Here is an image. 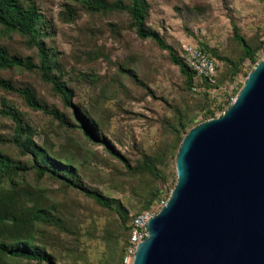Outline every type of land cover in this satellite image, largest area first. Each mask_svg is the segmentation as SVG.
I'll return each instance as SVG.
<instances>
[{"label":"rangeland","instance_id":"1","mask_svg":"<svg viewBox=\"0 0 264 264\" xmlns=\"http://www.w3.org/2000/svg\"><path fill=\"white\" fill-rule=\"evenodd\" d=\"M19 1L22 6L27 3ZM28 1L41 15L37 38L54 55L52 75L71 92V104L92 121L95 134L127 166L82 136L71 109L37 71L0 69V79L30 88L40 104L60 112L68 123L60 125L0 89V109H10L21 119L23 138L59 167H69L73 182L106 198L112 209L47 175L38 177L31 156L12 142L14 123L5 117H0V155L9 167L0 172L1 195L10 199L9 211L17 216L27 209L47 211L49 222L28 225L25 239L43 249L53 264H118L125 232L116 212L123 213L126 226L133 215L157 207L160 200L144 207L156 195L161 201L169 196L176 181L177 135L183 137L204 119L219 117L264 58V0H145L146 27L156 31L176 56L181 45L206 47L214 55L220 72L218 86L209 94L201 85L192 91L166 51L136 37L125 10L129 0H89L107 7L98 12L88 11L81 0ZM232 26L256 49L255 63L242 58ZM27 40L0 25V47L8 55L37 63L36 48ZM231 63L239 67L234 76L229 75ZM191 83L199 80L194 77ZM180 124L186 126L184 131ZM4 226L14 225L8 219ZM7 239L0 231V241ZM0 264L46 263L0 256Z\"/></svg>","mask_w":264,"mask_h":264},{"label":"water","instance_id":"2","mask_svg":"<svg viewBox=\"0 0 264 264\" xmlns=\"http://www.w3.org/2000/svg\"><path fill=\"white\" fill-rule=\"evenodd\" d=\"M132 264H264V58L219 117L190 129Z\"/></svg>","mask_w":264,"mask_h":264},{"label":"trees","instance_id":"3","mask_svg":"<svg viewBox=\"0 0 264 264\" xmlns=\"http://www.w3.org/2000/svg\"><path fill=\"white\" fill-rule=\"evenodd\" d=\"M85 8L88 11L98 12L107 9L102 3L98 1L90 2L89 0H81ZM148 5L145 0H129V6L125 9L128 16L131 19V26L134 30L136 37L140 40H149L156 45L160 50L166 51L168 59L171 64L178 68L181 75L185 77L186 85L191 87L192 91H196V86L201 85L204 88V93L209 94L210 91L216 89L218 73L213 77L212 81L207 79H199L195 74L188 69L181 58L174 53L171 46L167 45L162 37L154 30L149 29L145 25V16L147 13ZM41 20V15L37 8L32 2L27 0L25 6H22L19 0H0V25L8 30L19 33L20 35L27 36V44L32 45L37 51V63H33L27 58H21L14 55H8L7 52L0 47V69H22L26 71L35 70L39 73L41 79L50 84L52 89L60 96L64 107L71 109V114L74 120L77 122V126L82 136L89 142L100 144L115 160L127 166L124 158L116 153L109 143L104 138H99L94 130L93 123L87 117L83 116L75 107L71 104V92L67 90L64 84L60 83L54 75H52L51 59L53 58L52 49L46 48L44 43L37 38V26ZM232 39L239 45L242 58L247 59L250 63H255V52L256 49L250 48L246 41L238 35L237 28L232 26ZM205 55L216 60L214 55L206 47H198ZM217 61V60H216ZM218 62V61H217ZM239 72V67L234 63L230 64L229 75L234 76ZM198 79V84H192V78ZM0 89L19 96L26 107L33 111H39L45 115L51 116L60 125L68 126V123L64 116L54 109H48L46 106L40 104L34 97L32 90L28 87H16L13 86L9 81L0 79ZM223 112V111H222ZM0 117L10 119L14 123L15 135L12 138V142L15 146L24 154H28L32 159V166L38 177L47 175L48 177L60 181L65 187L71 188L72 190L78 191L91 198L96 204L106 208L112 209L110 203L106 198L100 194L89 191L84 187H81L77 183L73 182L68 176L70 171L66 165L59 167L53 158H50L48 154L41 149L38 145H35L29 138L24 137L25 126L22 124L21 119L17 117L10 109H0ZM210 119H213L211 117ZM204 119L202 122H204ZM209 120V119H208ZM207 121V120H206ZM179 127L182 131L186 128L185 125L180 124ZM190 130V129H189ZM188 130V131H189ZM187 131V132H188ZM178 134V131H176ZM187 132H183V137ZM177 135L175 141V150L177 152L181 139L183 138ZM9 167L8 160L0 155V172H7ZM14 170H23V167H15ZM64 171V172H62ZM147 171L152 174L153 169L147 168ZM167 197L163 201H166ZM159 196H155L154 199L146 202L145 209L150 206L153 201L159 202ZM10 199L6 196H2L0 192V231L8 234V241H0V256H9L11 258L32 260L35 262H45L46 264H53L50 260L49 255L43 250L36 246H32L29 240L25 239L26 227L33 225L35 222H49L48 213L41 209H27L22 214L15 215L9 211ZM140 213V212H139ZM120 224L123 226L125 232V239L121 245L118 264H120L122 253L126 245L129 235V224L125 226V217L119 210L116 212ZM138 214V213H137ZM136 215V214H135ZM133 215V216H135ZM11 219L13 227L6 229L4 226L5 220Z\"/></svg>","mask_w":264,"mask_h":264},{"label":"built area","instance_id":"4","mask_svg":"<svg viewBox=\"0 0 264 264\" xmlns=\"http://www.w3.org/2000/svg\"><path fill=\"white\" fill-rule=\"evenodd\" d=\"M178 56L184 65L190 69L199 79L212 81L218 73L220 64L213 58L205 55L198 47L192 45H181ZM195 90V89H192ZM234 99H231V103ZM165 201H160L155 209L142 211L132 217L129 224V235L124 247L120 264H132L136 247L147 237L146 223L156 215Z\"/></svg>","mask_w":264,"mask_h":264}]
</instances>
